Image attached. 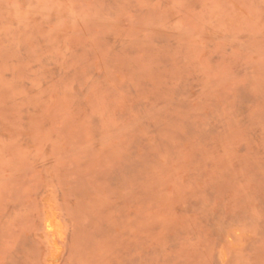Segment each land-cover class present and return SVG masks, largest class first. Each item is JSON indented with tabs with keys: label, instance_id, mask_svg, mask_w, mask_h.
Returning <instances> with one entry per match:
<instances>
[{
	"label": "rangeland",
	"instance_id": "374dc122",
	"mask_svg": "<svg viewBox=\"0 0 264 264\" xmlns=\"http://www.w3.org/2000/svg\"><path fill=\"white\" fill-rule=\"evenodd\" d=\"M0 264H264V0H0Z\"/></svg>",
	"mask_w": 264,
	"mask_h": 264
},
{
	"label": "bare ground",
	"instance_id": "6f19581e",
	"mask_svg": "<svg viewBox=\"0 0 264 264\" xmlns=\"http://www.w3.org/2000/svg\"><path fill=\"white\" fill-rule=\"evenodd\" d=\"M45 223L50 233L53 235L52 239V253H56V249L58 248L57 238L61 236V223L53 210H46L45 212Z\"/></svg>",
	"mask_w": 264,
	"mask_h": 264
}]
</instances>
